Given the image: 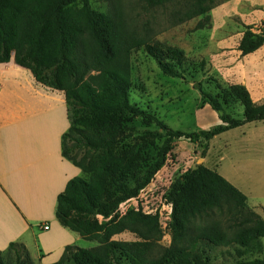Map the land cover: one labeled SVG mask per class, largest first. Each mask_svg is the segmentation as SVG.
Here are the masks:
<instances>
[{
	"label": "trees",
	"instance_id": "obj_1",
	"mask_svg": "<svg viewBox=\"0 0 264 264\" xmlns=\"http://www.w3.org/2000/svg\"><path fill=\"white\" fill-rule=\"evenodd\" d=\"M142 1L149 8L175 3L171 13L174 24L205 15L213 2ZM263 44L264 28L255 32L247 26L238 50L246 55ZM140 47L165 75L182 77L184 57L180 51L129 36L115 16L93 9L89 0H0V62H8L13 54L14 61L29 69L38 82L63 91L69 109L70 126L61 137V152L84 176L71 178L58 194L55 216L63 227L97 242L91 248L67 245L61 257L49 264H114L118 255L130 264H199L184 244L197 219L216 213L235 225L232 234L214 226L196 233L192 242L247 247L251 240L264 241V217L247 209L245 194L202 163L177 178L165 196L171 208L172 236L161 255L151 257L152 245L162 235L158 214L132 209L117 216L120 205L137 198L164 166L175 140H204V157L207 143L215 136L264 120V102L256 103L245 86H230L222 102L198 86L220 123L196 132L173 130L130 101L129 55ZM229 95L242 106V118L225 111L223 103ZM132 116L153 119L165 134L157 158L146 168L140 152L122 145L127 138L124 123ZM124 231L135 233L140 240L112 239ZM7 252L14 254V264H33L23 244L10 243ZM0 264H6L1 251ZM233 264H264V254Z\"/></svg>",
	"mask_w": 264,
	"mask_h": 264
},
{
	"label": "rangeland",
	"instance_id": "obj_2",
	"mask_svg": "<svg viewBox=\"0 0 264 264\" xmlns=\"http://www.w3.org/2000/svg\"><path fill=\"white\" fill-rule=\"evenodd\" d=\"M212 1V7L205 15L174 24L171 13L175 10V3L149 8L142 0H89L93 9L115 16L129 36L151 44L170 46L183 54V75L180 78L165 75L142 47L133 49L129 55L130 101L173 130L196 132L220 123L217 113L202 98L198 86L218 96L222 102V95L229 91L230 86L241 84L256 103L264 102V48L260 55H257V50L246 55L238 50L247 26L255 32L264 28V20L257 22V0ZM200 23L202 26L198 28ZM223 107L232 117L242 118L243 108L232 95L228 96ZM123 131L127 138L122 145L128 151L140 152L144 158L143 168H146L157 158L165 140L164 131L146 116L127 118ZM254 138L258 144L254 143ZM207 144L205 156L201 157L206 145L204 140H175L164 166L152 181L137 198L121 204L117 211L119 217L132 209L158 214L162 235L152 245L151 257L161 255L171 243V208L165 196L171 184L200 159L202 164L211 166L220 164L226 155L222 163L226 167L224 175L248 196L247 209L253 211L250 208L257 207L255 205L259 203L264 206V121L231 129L215 136ZM214 226L228 236L235 230V225L218 213L203 216L191 225L184 245L194 252L199 264H233L263 256L264 241L261 238L251 240L247 247L192 242L196 233ZM112 239L140 240L129 231L116 234ZM96 245L95 241L81 238L75 246L91 248ZM118 258L114 264H130L125 256L118 255ZM2 260L6 264H14V254L3 253ZM31 260L33 264H40L35 257Z\"/></svg>",
	"mask_w": 264,
	"mask_h": 264
},
{
	"label": "crops",
	"instance_id": "obj_3",
	"mask_svg": "<svg viewBox=\"0 0 264 264\" xmlns=\"http://www.w3.org/2000/svg\"><path fill=\"white\" fill-rule=\"evenodd\" d=\"M261 20H264V0H257V22ZM263 48L264 44L257 49V55ZM69 126L63 91L38 82L29 69L14 61L13 54L8 62H0L2 254L7 253L10 243L23 244L40 264H49L61 257L67 245H76L81 239L55 216L58 194L71 178L82 176L81 169L62 156L61 137ZM254 143L258 144L257 138ZM225 158L226 155L220 164L204 165L243 192L224 175ZM259 204L250 209L264 217V206Z\"/></svg>",
	"mask_w": 264,
	"mask_h": 264
},
{
	"label": "water",
	"instance_id": "obj_4",
	"mask_svg": "<svg viewBox=\"0 0 264 264\" xmlns=\"http://www.w3.org/2000/svg\"><path fill=\"white\" fill-rule=\"evenodd\" d=\"M202 163V159H200V162L198 164Z\"/></svg>",
	"mask_w": 264,
	"mask_h": 264
},
{
	"label": "built area",
	"instance_id": "obj_5",
	"mask_svg": "<svg viewBox=\"0 0 264 264\" xmlns=\"http://www.w3.org/2000/svg\"><path fill=\"white\" fill-rule=\"evenodd\" d=\"M43 228H44V229H46L47 227H46V226H44Z\"/></svg>",
	"mask_w": 264,
	"mask_h": 264
}]
</instances>
